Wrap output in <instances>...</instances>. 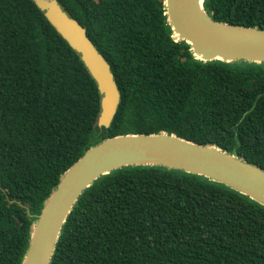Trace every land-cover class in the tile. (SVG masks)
Instances as JSON below:
<instances>
[{"label": "trees", "instance_id": "16d2710c", "mask_svg": "<svg viewBox=\"0 0 264 264\" xmlns=\"http://www.w3.org/2000/svg\"><path fill=\"white\" fill-rule=\"evenodd\" d=\"M58 2L111 65L121 102L99 127L102 96L80 55L33 0H0V264H22L62 176L107 138L165 132L264 170V63L196 59L164 0ZM204 8L264 30V0ZM51 264H264V205L200 175L122 167L79 198Z\"/></svg>", "mask_w": 264, "mask_h": 264}, {"label": "water", "instance_id": "95a60500", "mask_svg": "<svg viewBox=\"0 0 264 264\" xmlns=\"http://www.w3.org/2000/svg\"><path fill=\"white\" fill-rule=\"evenodd\" d=\"M67 43L80 55L101 93L99 127L109 128L121 93L111 65L87 30L58 0H33ZM205 0H164L176 41H185L196 59L227 63H264V30L214 20ZM237 129V127H236ZM127 166H161L224 184L264 205V170L215 146H202L174 134H127L88 149L62 176L31 229L22 264H51L63 227L82 194L97 179Z\"/></svg>", "mask_w": 264, "mask_h": 264}]
</instances>
